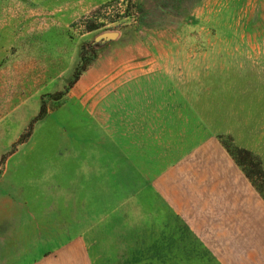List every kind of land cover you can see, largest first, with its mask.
<instances>
[{
    "label": "rangeland",
    "instance_id": "rangeland-1",
    "mask_svg": "<svg viewBox=\"0 0 264 264\" xmlns=\"http://www.w3.org/2000/svg\"><path fill=\"white\" fill-rule=\"evenodd\" d=\"M207 140L264 199V0H0V235L27 259L162 264L130 197Z\"/></svg>",
    "mask_w": 264,
    "mask_h": 264
},
{
    "label": "crops",
    "instance_id": "crops-1",
    "mask_svg": "<svg viewBox=\"0 0 264 264\" xmlns=\"http://www.w3.org/2000/svg\"><path fill=\"white\" fill-rule=\"evenodd\" d=\"M129 219L131 246L138 250L144 237L145 251L160 253L162 264H264V199L217 140L197 145L132 195ZM15 235H0V264H93L86 238L31 261Z\"/></svg>",
    "mask_w": 264,
    "mask_h": 264
},
{
    "label": "trees",
    "instance_id": "trees-1",
    "mask_svg": "<svg viewBox=\"0 0 264 264\" xmlns=\"http://www.w3.org/2000/svg\"><path fill=\"white\" fill-rule=\"evenodd\" d=\"M240 166V165H239Z\"/></svg>",
    "mask_w": 264,
    "mask_h": 264
}]
</instances>
